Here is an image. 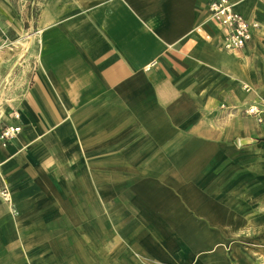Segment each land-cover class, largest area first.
Instances as JSON below:
<instances>
[{"label":"crops","instance_id":"0c3cea01","mask_svg":"<svg viewBox=\"0 0 264 264\" xmlns=\"http://www.w3.org/2000/svg\"><path fill=\"white\" fill-rule=\"evenodd\" d=\"M212 1L0 0V264H264V0L239 53Z\"/></svg>","mask_w":264,"mask_h":264},{"label":"built area","instance_id":"2783aa9c","mask_svg":"<svg viewBox=\"0 0 264 264\" xmlns=\"http://www.w3.org/2000/svg\"><path fill=\"white\" fill-rule=\"evenodd\" d=\"M209 13L211 19L223 28L224 36L221 49L228 53H239L244 51L254 38V32L259 25L250 22L242 14L235 10L234 4L230 0H213L209 4ZM13 43L9 39L8 34L0 26V51L8 48ZM249 117H255L257 122H263V113L257 106L249 107L244 111ZM15 119H19V114H14ZM20 125L7 126L0 131V144L6 146L9 142L17 139L21 134ZM4 199H8V192L2 193Z\"/></svg>","mask_w":264,"mask_h":264},{"label":"rangeland","instance_id":"374dc122","mask_svg":"<svg viewBox=\"0 0 264 264\" xmlns=\"http://www.w3.org/2000/svg\"><path fill=\"white\" fill-rule=\"evenodd\" d=\"M258 101H261L262 102V106L264 107V99L263 100H258Z\"/></svg>","mask_w":264,"mask_h":264}]
</instances>
